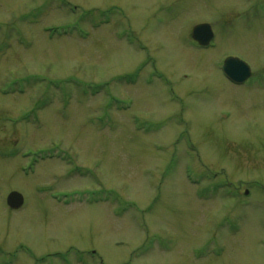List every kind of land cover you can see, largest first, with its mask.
<instances>
[{
	"label": "rangeland",
	"instance_id": "1",
	"mask_svg": "<svg viewBox=\"0 0 264 264\" xmlns=\"http://www.w3.org/2000/svg\"><path fill=\"white\" fill-rule=\"evenodd\" d=\"M0 264H264V0H0Z\"/></svg>",
	"mask_w": 264,
	"mask_h": 264
},
{
	"label": "water",
	"instance_id": "2",
	"mask_svg": "<svg viewBox=\"0 0 264 264\" xmlns=\"http://www.w3.org/2000/svg\"><path fill=\"white\" fill-rule=\"evenodd\" d=\"M191 38L201 48L208 47L214 38L211 27L208 24L195 26L191 31ZM225 78L235 85L245 83L251 76V70L248 65L240 59L228 57L223 61L221 67ZM7 206L12 210L19 209L23 204V198L20 194L12 192L7 196Z\"/></svg>",
	"mask_w": 264,
	"mask_h": 264
},
{
	"label": "trees",
	"instance_id": "3",
	"mask_svg": "<svg viewBox=\"0 0 264 264\" xmlns=\"http://www.w3.org/2000/svg\"><path fill=\"white\" fill-rule=\"evenodd\" d=\"M124 79H127L126 77Z\"/></svg>",
	"mask_w": 264,
	"mask_h": 264
}]
</instances>
